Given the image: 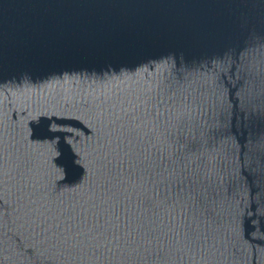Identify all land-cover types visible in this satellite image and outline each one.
<instances>
[{"label":"water","instance_id":"95a60500","mask_svg":"<svg viewBox=\"0 0 264 264\" xmlns=\"http://www.w3.org/2000/svg\"><path fill=\"white\" fill-rule=\"evenodd\" d=\"M0 264H264V0H0Z\"/></svg>","mask_w":264,"mask_h":264}]
</instances>
